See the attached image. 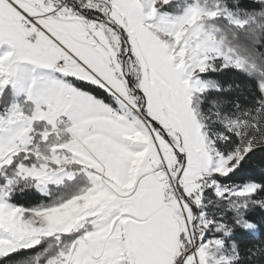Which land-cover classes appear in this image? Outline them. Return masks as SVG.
<instances>
[{"label": "snow or ice", "instance_id": "obj_1", "mask_svg": "<svg viewBox=\"0 0 264 264\" xmlns=\"http://www.w3.org/2000/svg\"><path fill=\"white\" fill-rule=\"evenodd\" d=\"M0 264H264V0H0Z\"/></svg>", "mask_w": 264, "mask_h": 264}]
</instances>
